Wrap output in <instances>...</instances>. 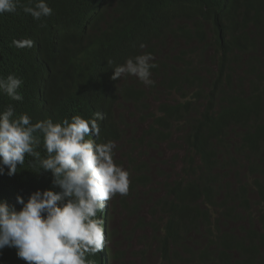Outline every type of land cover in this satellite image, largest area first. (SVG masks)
<instances>
[{
  "label": "trees",
  "instance_id": "obj_1",
  "mask_svg": "<svg viewBox=\"0 0 264 264\" xmlns=\"http://www.w3.org/2000/svg\"><path fill=\"white\" fill-rule=\"evenodd\" d=\"M47 2L53 14L44 27L19 9L0 16V76L23 81V100L0 94V111L12 104L33 123L104 114L100 141L116 142L115 161L131 183L99 215L108 238L101 258L89 259L130 264L132 244L125 249L110 227L121 210L135 219L126 237L141 246L132 256L140 264H151L152 250L159 264H264V0ZM23 38L34 46L12 45ZM144 52L155 57L154 86L111 79L112 67ZM163 95L177 97L163 101ZM150 100L158 101L157 110ZM179 134L181 145L174 141ZM123 144L130 148L122 151ZM37 151L45 155L42 144ZM32 160L26 155L16 174L0 175V199L17 210V195L26 201L36 190L60 191L50 172L32 171ZM156 189L159 199L152 197ZM147 204L148 217L140 215ZM210 208L219 217L212 219ZM0 264L26 262L6 247Z\"/></svg>",
  "mask_w": 264,
  "mask_h": 264
},
{
  "label": "clouds",
  "instance_id": "obj_2",
  "mask_svg": "<svg viewBox=\"0 0 264 264\" xmlns=\"http://www.w3.org/2000/svg\"><path fill=\"white\" fill-rule=\"evenodd\" d=\"M18 9L41 22L53 14L47 0H0V16ZM40 26L45 25L42 22ZM34 43L31 38L12 41L18 49H31ZM154 61L151 52L130 56L112 67L111 79L135 77L152 87V69L157 67ZM113 63L107 61L109 66ZM22 83L14 73L0 76V94L22 101ZM104 119L97 111L89 118L74 115L70 120L46 118L33 123L27 113L17 115L12 104L0 111V175L5 169L10 177L16 174L29 155L32 171L50 172L53 186L60 189L36 190L26 201L17 195L19 210L7 199H0V251L15 248L17 257L26 264H95L89 257L101 252L108 238L98 214L109 200L126 196L131 183L129 171L115 161L116 142L100 141L98 121ZM41 144L45 155L37 151ZM123 235L130 237L120 234V238ZM110 245L116 248L113 239Z\"/></svg>",
  "mask_w": 264,
  "mask_h": 264
},
{
  "label": "rangeland",
  "instance_id": "obj_3",
  "mask_svg": "<svg viewBox=\"0 0 264 264\" xmlns=\"http://www.w3.org/2000/svg\"><path fill=\"white\" fill-rule=\"evenodd\" d=\"M207 31H208V35H209V39H210V41H211V39H212V33H211V31H210V29L208 28L207 29ZM198 45V43L197 42H195V43H193L192 45H190V46H197ZM203 48V47H202ZM169 48L167 49V53L169 52ZM214 51L212 50V49H209L208 51H207V53H206V55H209V54H212ZM207 65H210V62L208 61L207 62ZM204 76V75H203ZM177 97V95H172V96H166V95H163V96H160V99L161 100H163V101H166V100H171L172 102H174L173 101V99H175ZM157 100H150V105H151V109L152 110H157ZM130 111L131 112H133L134 111V109L131 107V109H130ZM127 117V120L130 122V123H134V124H136V122H137V118L136 117H128V116H126ZM126 139H129V137L128 136H126L125 137ZM179 138H181V134H179V135H176V137H175V142L177 143V144H180L181 145V140H179ZM178 139V140H177ZM122 145V144H121ZM169 145H163L162 146V148H164V147H168ZM130 148V146H128V145H126V144H123V146H122V151H126L127 149H129ZM146 153H149V149L147 148L146 149ZM170 157H171V152H168V154H167V156H166V158L165 159H167L168 160V164H167V166L170 168L171 167V164H172V161L170 160ZM153 177L155 178V179H157V177H156V175L155 174H153ZM161 192H159V189H156L155 190V192L153 193V198H160L161 197ZM116 197H118V198H120V197H122V196H120V195H117ZM148 197H150V196H148ZM211 209V211H209V214L212 216V219H216L217 217H219L218 216V213H217V211L214 209V208H210ZM103 214V212L102 213H99L98 215H102ZM149 214H150V205H146V209H145V211H141V213H140V215H142V216H145L146 215V217H148L149 216ZM126 222H129V225H127V226H125L126 225ZM135 226V219H129L128 218V215L125 213V211H121L120 210V212L118 213H116L115 214V218L113 219V221H111V223H110V227L112 228V230H118V232L120 233V234H126V231L128 232V233H130V231H131V228L132 227H134ZM201 234H206L207 235V231L206 230H204L203 229V231H202V233ZM139 236H141V232H138V234H137V237H139ZM136 237V238H137ZM120 240L121 241H127V239H125V237H124V235L122 236V238H120ZM114 241H116V239L114 240ZM198 242V241H197ZM201 243H204L203 241H201ZM131 244H132V250L130 251V254H129V263L130 264H140V260L138 259V258H132V256H134V254L137 252V253H139V252H141V250H142V248H141V246L140 245H138V243L137 242H134V243H130V244H128L127 242H126V245H125V249H127L129 246H131ZM113 247V246H112ZM129 253V252H128ZM151 254L155 257V258H153V257H151L150 258V261H151V264H159V262H160V257L159 256H157L156 255V253H155V250H152L151 251ZM101 256H102V254H99L98 255V258H101ZM111 264H115L114 263V261H111Z\"/></svg>",
  "mask_w": 264,
  "mask_h": 264
},
{
  "label": "bare ground",
  "instance_id": "obj_4",
  "mask_svg": "<svg viewBox=\"0 0 264 264\" xmlns=\"http://www.w3.org/2000/svg\"><path fill=\"white\" fill-rule=\"evenodd\" d=\"M219 163V162H218ZM103 252V251H102ZM100 254V252L97 254V256Z\"/></svg>",
  "mask_w": 264,
  "mask_h": 264
}]
</instances>
